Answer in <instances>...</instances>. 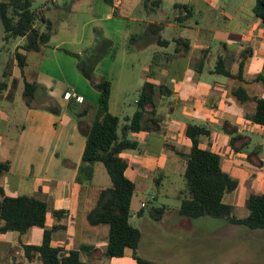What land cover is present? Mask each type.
Instances as JSON below:
<instances>
[{
    "label": "crops",
    "instance_id": "0c3cea01",
    "mask_svg": "<svg viewBox=\"0 0 264 264\" xmlns=\"http://www.w3.org/2000/svg\"><path fill=\"white\" fill-rule=\"evenodd\" d=\"M145 1L155 6L160 4V0ZM130 3L131 0H118L117 4L112 0H58L48 4L43 14L53 21L54 30L44 51L34 52L39 55L37 65L27 68L28 52L23 74L17 73L18 67L14 65L10 75L2 76L7 59L16 46L23 43V37L14 39V50L8 52L6 60L0 61V79L8 84L0 92V161L10 162L9 170L0 175V186L8 196L27 194L45 200L44 228L57 226L51 233L52 244L65 250H79L81 258L90 264H110L114 259L122 264L137 263L128 248L121 257L106 256L108 225L90 226L86 222L85 215L96 200L90 192L92 170L90 180H77L86 139L80 127L93 121L88 117L87 97L92 95L97 100L94 83L99 80L91 78V87L82 90L62 77L60 59L72 53L96 51L95 34L90 35L87 45L83 33L78 38L72 34L74 13L90 17L83 25L97 20L119 21L126 18L119 9L128 10ZM188 5L191 15L182 18L186 14L182 8L183 13L177 15L174 22L161 21L152 15L129 16L130 20L138 22V31L133 33H127V25L120 21V40L130 38L132 41L122 47L123 71L130 73L135 63L140 65L136 86L140 92L145 82L154 85L153 102L159 118L158 129L129 133L139 145L134 152L126 154L129 162L125 174L134 182L129 176L134 171L142 175L157 173L154 182L158 188L164 179L168 183L172 175H183L185 160L174 148L184 153L189 151L191 142L185 129L188 124H196L208 130V134L199 136V146L216 152L221 168L236 178L238 185H248L250 194L264 193V125L250 119L255 103L240 102L233 94L242 87L250 96L264 97L263 81H252L258 75L264 78V26L253 12L255 0H229L223 4L191 0ZM167 27L176 34L169 38L163 36ZM177 39H184L188 48ZM214 41L220 52L210 57L208 49ZM118 50L113 52V63ZM242 53L247 55L241 69L244 80L217 76L223 75L215 72L219 56L226 68L236 74ZM131 54L135 56L133 59ZM48 62L59 74L45 69ZM21 76L37 86L30 105L24 103L21 124L16 125L9 123L6 111L15 103L14 90L19 88ZM110 83L109 103L113 94V83ZM70 91L77 95L71 101L65 98V93ZM91 107L94 111L97 109L95 104ZM10 129L15 133H10ZM236 135L239 137L232 144L231 138ZM145 206L146 201L140 200L138 208L130 209V222L133 224L131 219L135 216L140 220L137 225L133 224L141 232L137 254L155 264L152 256L141 251L142 221L147 218ZM54 211L64 213L54 215ZM146 222L151 229L154 227L153 223ZM44 228L30 227L23 234L24 239L12 231L0 234V264H42L37 261L38 257L28 260L23 245L40 244Z\"/></svg>",
    "mask_w": 264,
    "mask_h": 264
},
{
    "label": "trees",
    "instance_id": "16d2710c",
    "mask_svg": "<svg viewBox=\"0 0 264 264\" xmlns=\"http://www.w3.org/2000/svg\"><path fill=\"white\" fill-rule=\"evenodd\" d=\"M33 1L0 0L3 38L6 40L24 38L23 43L17 45L7 59L3 77L11 74L14 65H17L23 74L27 53L38 52L46 46L54 30L53 21L43 14L45 9L33 7ZM175 6L186 11L182 18L191 15V7L188 4ZM253 12L264 26V0H255ZM36 21H39L40 26L36 25ZM177 42L185 43V49L188 48V43L184 39H177ZM246 58L247 55L243 53L240 55L238 72L232 74L219 56L215 72L244 80L241 69ZM83 72L91 79L87 70L83 69ZM258 80L264 83L261 75L252 79ZM36 86L34 82L24 80L23 97L26 105H30L33 100ZM7 87V82L0 79V92ZM94 87L98 91L97 109L91 124L80 127L86 139L77 180L79 182L90 180V165L93 162H101L110 177L111 185L99 189L95 204L85 215L86 222L90 226L108 225V241L104 251L106 256L121 257L128 248L131 249V255L137 264H153L152 261L137 254L141 232L130 222V202L135 183L125 174L128 163L120 153L127 149H136L139 145L138 141L129 138L130 132L159 128V118L156 116L153 102L154 85L150 82L143 84L136 100L137 108L132 115L124 117L109 111L110 80L103 78L96 81ZM233 94L240 102L253 101L255 109L250 119L255 124L264 125V97L250 96L242 87L235 89ZM71 100L74 98H69V101ZM185 134L191 142L189 151L184 153L174 148L176 154L185 160L184 187L178 196L180 201L178 212L190 217L206 215L225 218L230 223L249 228H264V193H251L247 199L248 214L245 217L235 216L232 205L224 202L223 196L237 187L238 180L221 168L220 156L216 152L199 146V136L208 134V130L200 125L188 124ZM238 137V135L232 137L231 143L233 144ZM9 168L8 160L0 161V175ZM165 209L164 204H159L153 206L149 213L154 219L159 220ZM46 212L45 200L27 194L8 196L0 186V234L7 231L24 234L30 227L44 228ZM60 213L64 211H54V215ZM56 227L54 225L50 229H43L40 244L23 245L24 256L28 260L38 257L42 264H90L81 258L79 250H65L62 246L52 244L51 233Z\"/></svg>",
    "mask_w": 264,
    "mask_h": 264
},
{
    "label": "rangeland",
    "instance_id": "374dc122",
    "mask_svg": "<svg viewBox=\"0 0 264 264\" xmlns=\"http://www.w3.org/2000/svg\"><path fill=\"white\" fill-rule=\"evenodd\" d=\"M44 0H34L33 7H39ZM223 4L229 0H210ZM191 0H160L159 6L152 5L151 2L145 0H131L128 10L119 9L120 13L126 18L122 20H97L95 22L83 25L88 20V15H79L74 13L73 32L75 38L82 33L84 35V44H88L90 35L96 36V51H85L81 54L72 55L60 59L63 68L62 77L68 82L75 83L82 90H88L92 85V79L101 80L103 76L113 83L112 99L109 103V111L118 116L132 115L137 108L135 99L138 97L139 88L136 81L140 75V65L135 63L133 70L129 73L123 71L122 67V47L132 42L126 39L120 40L119 30L121 22L127 25L126 32L133 33L138 31V22L130 20L129 16H150L161 21L174 22L177 15L183 13L181 7H176L175 3H190ZM147 5V7H146ZM128 18V19H127ZM36 25L40 26L39 21ZM177 30V29H175ZM61 34V32L59 33ZM106 34H108L106 36ZM176 34L174 29L166 28L163 36L169 38ZM3 25L0 19V61L7 58L9 51L14 50V39H4ZM109 37L110 40H106ZM46 46L41 48L44 51ZM119 49L116 60L113 63V52ZM218 44L214 41L210 43L209 55L215 57L220 52ZM49 51V50H48ZM130 58L135 57L131 54ZM39 55L34 52L28 54V69L34 67L38 63ZM128 59V57H127ZM45 68V67H44ZM19 73V68H17ZM46 70H50L56 74L54 65L46 64ZM83 69L87 70L92 79L84 75ZM2 66L0 63V74ZM225 78L224 75H217ZM19 88L14 90L15 103L6 114L9 123L16 125L21 124L22 110L24 109V80L20 77ZM88 117L95 116L94 107L97 108V100L94 96L88 97ZM94 111V112H93ZM73 112V111H72ZM10 133L14 134L15 130L10 129ZM134 138V137H129ZM123 158L128 161L126 154L134 152L133 149L122 151ZM91 196L96 200L99 188L111 185L110 177L101 162H93L91 165ZM183 167V166H182ZM135 182L136 188L131 200V211L139 207L140 200L146 201L144 212L147 216L146 220L153 223L151 229L146 220L142 221V249L141 251L154 258L155 264H264V228H249L244 225L232 224L225 218H216L211 216L190 217L182 215L178 212L179 198L178 192L184 187V178L182 174H174L163 180V185L157 187L154 177L157 173L150 172L142 175L134 171L133 175H129ZM237 186L236 189L224 195V201L232 205V212L237 217H245L248 214L247 199L250 195V187ZM157 196V198L155 197ZM95 202V201H94ZM165 204V215L163 220L154 219L149 211L153 206ZM133 224L137 225L140 220L135 216L131 219ZM107 225V224H105ZM106 227V226H105ZM19 235L20 239L25 236L18 232L12 231ZM37 260V259H36ZM37 261L40 260L38 259ZM110 264H122L119 260H111Z\"/></svg>",
    "mask_w": 264,
    "mask_h": 264
},
{
    "label": "built area",
    "instance_id": "2783aa9c",
    "mask_svg": "<svg viewBox=\"0 0 264 264\" xmlns=\"http://www.w3.org/2000/svg\"><path fill=\"white\" fill-rule=\"evenodd\" d=\"M57 1L58 0H44L42 2V5H40L38 8L41 9V10H44L48 4H53V3H56ZM112 2L114 4H117L118 0H112ZM65 98H67V99H69V98L76 99L77 95H76V93L74 91H70L69 93H65ZM141 206H144V202L141 203Z\"/></svg>",
    "mask_w": 264,
    "mask_h": 264
}]
</instances>
